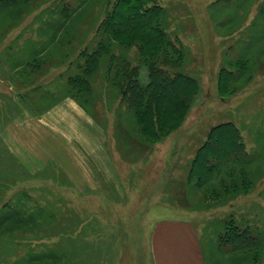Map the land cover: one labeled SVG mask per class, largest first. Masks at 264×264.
Returning <instances> with one entry per match:
<instances>
[{
	"label": "rangeland",
	"instance_id": "rangeland-1",
	"mask_svg": "<svg viewBox=\"0 0 264 264\" xmlns=\"http://www.w3.org/2000/svg\"><path fill=\"white\" fill-rule=\"evenodd\" d=\"M79 1L0 0V264H153V229L166 221L195 225L208 264H264V0H157L198 89H179L189 105L176 124V89L154 86L160 115L146 131L117 74L125 62L145 79L143 56L102 34L113 0ZM98 43L114 63L101 51L87 73L80 53ZM222 68L236 70L220 83L236 89L227 98ZM226 121L240 136L225 154L250 160L230 179L243 173L247 192L223 167L205 177L206 163L194 166ZM237 225L250 238L235 249L221 238Z\"/></svg>",
	"mask_w": 264,
	"mask_h": 264
},
{
	"label": "trees",
	"instance_id": "trees-1",
	"mask_svg": "<svg viewBox=\"0 0 264 264\" xmlns=\"http://www.w3.org/2000/svg\"><path fill=\"white\" fill-rule=\"evenodd\" d=\"M80 3H86V0L79 1L78 4ZM14 6L15 5L11 3L6 5V7ZM63 6L65 5L60 6L61 9H64L65 12L68 13L67 7L64 8ZM113 7V10H111L104 19V31L102 34L105 35L107 41H109V39H114L121 47L129 48V46H135L143 56V65L147 72L145 79H140V76H138L136 72L137 67L131 66L130 68H126L125 62L121 65V67H124V70L117 72V74L123 72L122 75L125 77L124 81L121 82L120 94L127 100L129 106L131 94H136L138 98V103L132 105L135 115L137 114L138 117L142 119V123L139 124L137 129L146 131L147 128L152 125V122H157L160 115V110L157 108L154 101L156 98L155 94L157 93V91L154 92V86H156V88L158 87V90L161 92L167 94L171 93V89H176L174 93L177 98L174 99L175 111L172 115H174L175 118L173 122L177 124L186 113L189 105L186 101L187 98L179 93V89L187 83H189L187 86L191 88L195 86L198 89V85L193 80V77H191L190 74H184L181 69L183 67L182 59L184 56L182 42L178 38L172 40L162 26L161 20L159 19L161 8L157 0H113ZM1 8H3V4L0 6V9ZM101 51H103L105 55H108V62L110 65L114 63V59L109 52L111 51V45L107 46L105 43H98L97 47L91 52L83 50L80 53V57L83 59V66L89 68V70L86 68L87 73H90L93 68L92 66L99 61ZM138 67L140 68L141 66ZM235 72L236 70L220 69L217 81L219 82L218 93L222 98L230 97L233 94L232 92L236 90L234 87L224 88L220 84L222 81L235 79ZM129 75H131L133 80L131 82ZM140 82H143V84ZM76 90L77 93L80 92L79 88ZM142 106L144 108H142ZM147 109H149L150 113L149 120L145 119ZM213 130V139L216 143L213 144L212 142L207 145L212 146L213 144V147H200L198 152L193 156V160L196 163L194 166H199L198 162L206 163L205 166L209 168L205 177H208L214 168L218 169L223 167L228 174L226 179L231 189L237 188L239 192L249 191L252 182L246 177L244 178L243 173H234L236 177L240 175L239 184L237 183V181H239L237 178L231 180L230 176L232 171L230 169L233 164L245 169L250 160H244L242 154H236L235 156L225 154L223 147L226 142L235 135L236 138L240 136L237 127L232 122L226 121L217 124ZM229 131H231L233 135H231ZM208 140L209 136L207 141ZM239 142V140L235 141L234 150L240 147L239 152L241 153L244 145ZM232 222L233 220L230 221V223ZM245 230L246 229L239 228L238 225L235 226L234 229L226 228L224 231L225 236H223L224 239L221 238V242L232 244L235 249L245 246V244L249 245L248 241L250 237L245 233ZM255 240L254 238L253 241ZM219 246L222 247L221 243Z\"/></svg>",
	"mask_w": 264,
	"mask_h": 264
},
{
	"label": "crops",
	"instance_id": "crops-1",
	"mask_svg": "<svg viewBox=\"0 0 264 264\" xmlns=\"http://www.w3.org/2000/svg\"><path fill=\"white\" fill-rule=\"evenodd\" d=\"M153 264H208L190 221L157 223L151 241Z\"/></svg>",
	"mask_w": 264,
	"mask_h": 264
}]
</instances>
